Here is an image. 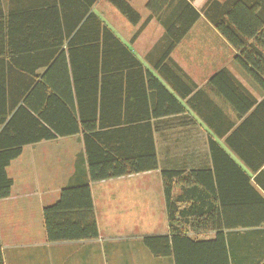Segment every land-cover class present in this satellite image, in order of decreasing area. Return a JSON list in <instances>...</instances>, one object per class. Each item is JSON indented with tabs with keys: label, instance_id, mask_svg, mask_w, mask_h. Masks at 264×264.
<instances>
[{
	"label": "crops",
	"instance_id": "obj_1",
	"mask_svg": "<svg viewBox=\"0 0 264 264\" xmlns=\"http://www.w3.org/2000/svg\"><path fill=\"white\" fill-rule=\"evenodd\" d=\"M124 1L139 16L136 25L107 0H0V154L21 151L5 169L12 186L9 197L0 200L3 264H220L223 250L199 245L215 241L216 233L193 232L219 226L229 264H258L264 258V226L232 229L229 222L235 215L263 212L256 199L264 200V92L241 67L239 52L202 16L208 0ZM187 3L200 18L170 60L158 65L170 37H179L180 27L194 18L184 17ZM96 26L109 29L164 86L173 97L165 106L184 111L156 115L155 85L141 79L129 81L128 88L123 80L109 81L101 99V82L91 79L83 52ZM74 39L76 51L70 46ZM93 84H98L96 104L103 106L97 116L108 119L103 131L126 127L125 118L140 119L131 124L139 138L150 125L156 171L89 183L81 131L59 137L40 121L37 132L46 129L56 138L24 143L36 135L28 129L29 116L38 117L26 101L53 124L76 117L80 129L79 113L84 116L91 106ZM249 102L253 106L244 112ZM210 140L228 158L214 160ZM169 171L184 174L172 194L178 202L172 225L187 230L185 236L170 233L161 177ZM87 182L98 237L49 242L44 209L59 201L63 189ZM111 186L118 190H102ZM104 198H114L115 205Z\"/></svg>",
	"mask_w": 264,
	"mask_h": 264
},
{
	"label": "trees",
	"instance_id": "obj_2",
	"mask_svg": "<svg viewBox=\"0 0 264 264\" xmlns=\"http://www.w3.org/2000/svg\"><path fill=\"white\" fill-rule=\"evenodd\" d=\"M130 24L136 25L139 21V16L124 0H107ZM187 11L184 17L187 18L188 13L194 15L191 22H187L185 27L181 28L182 33L179 37H170V42L166 52L160 59L158 65L166 62L169 59L174 48L178 42L186 34L193 22L200 18V15L193 10L187 3ZM202 16L212 25V27L223 37V39L233 49L239 52L238 62L244 69L246 74L256 82L258 87L264 92V0H225L218 2L217 0H208L204 5ZM177 24V23H176ZM93 25V24H92ZM98 25V24H97ZM87 26L82 27V31ZM93 27V26H92ZM173 28V27H172ZM179 27L176 26L175 30ZM99 29L101 30L99 32ZM168 31L169 28H168ZM172 35L171 31L168 33ZM134 36L133 38H135ZM77 40V39H76ZM133 40V39H132ZM90 43V45H87ZM70 46H74V51L77 44L70 42ZM82 51V49L80 50ZM85 59L88 58L90 70L89 75L93 81L101 82V99L104 97V92L109 89V81L114 82L116 79L123 80L128 88L129 81L133 79L146 80L148 83H154L155 92L152 96L155 97V111L156 115H163L171 112H183L182 106L175 110H170L165 106V100H173V97L167 92L164 86L148 71L142 68L141 62L135 57L130 48L124 45L114 34L107 28L96 26V36H92L90 42H86L83 47ZM69 55H73L69 51ZM74 55H76L74 53ZM79 63V61H77ZM74 76L77 73L73 71ZM224 73V72H222ZM221 73V74H222ZM94 90L91 91V106L89 103L88 111L79 113L80 129L76 126V117L66 118L64 113L60 112V117L56 124L45 117V111L39 112L35 109L32 103L26 101L25 105L34 111L37 118L30 115L28 129L33 130L35 136H29L25 144H33L41 140H52L56 135L45 130V133L37 132L40 121L44 122L48 127L58 132L59 137L71 136L77 134L79 131L83 134L84 147L86 151V158L89 172V183L107 181L120 177L153 172L158 169V160L156 150L153 143L152 131L149 124L144 125V129L148 132L140 134L136 138L135 131L137 125H131L140 119L125 118L124 128L112 131H103L108 126L106 125L105 117L97 116V109H103L102 103L96 104L95 97L98 96V84L94 85ZM190 92H188L189 94ZM129 99H127V104ZM177 103V102H176ZM253 102H249L248 107L244 112L248 111ZM69 112V111H68ZM69 114V113H68ZM244 114V113H242ZM70 115V114H69ZM241 116V115H240ZM156 119L159 117H155ZM242 118V117H238ZM145 120H150L149 118ZM72 122L73 126H68ZM43 127V126H42ZM139 127V126H138ZM44 128V127H43ZM209 148L211 156L214 160L218 157L228 158L225 153L213 141H209ZM20 148L10 150L0 154V200L6 199L10 195L12 181L6 176L5 169L9 163L20 155ZM235 172L240 171L235 167ZM206 179L211 177L210 172L199 173ZM163 181L164 197L167 206V213L170 220L171 234H184L187 230H178L173 228L174 218L176 216L177 201H172V194L175 185L179 184L183 179V172L169 171L161 172ZM183 181V180H182ZM248 181V179H247ZM89 183H85L80 187H68L63 189L59 201L43 211L44 225L49 242H63L73 240H88L96 239L98 237L97 225L94 217V208L90 195ZM207 188V187H206ZM209 188V185H208ZM223 202L222 199H219ZM256 201L264 207V200L257 198ZM237 204V203H236ZM233 221L229 222L232 229L255 226H264V208L263 212L252 215H235ZM249 218V220H246ZM193 232L202 234L206 232L216 233L215 241L210 243H200L199 245H216L220 248V252L224 251L223 258L217 261L220 264H229L228 257L225 255V244L223 237V229H196ZM186 239V237H184ZM204 247L202 249H205ZM0 264H3L2 254L0 251ZM179 264V263H178ZM258 264H264L262 258Z\"/></svg>",
	"mask_w": 264,
	"mask_h": 264
},
{
	"label": "rangeland",
	"instance_id": "obj_3",
	"mask_svg": "<svg viewBox=\"0 0 264 264\" xmlns=\"http://www.w3.org/2000/svg\"><path fill=\"white\" fill-rule=\"evenodd\" d=\"M140 187H144V188H146V185L144 186V183L142 182V183H140V185H139ZM120 190L119 191H121V188H119ZM103 191H105V193H108V192H115V191H117L118 189H115V187H110V188H108L107 190L106 189H104V187H103V189H102ZM131 190H134L133 188L131 189ZM139 190V189H138ZM140 191V190H139ZM145 195V194H144ZM142 198V194L140 195V199ZM139 200V199H138ZM144 200H146V198H144ZM104 201H106V202H109V205L108 206H114L115 205V199L114 198H104ZM111 216H113V215H111ZM113 217H115V216H113Z\"/></svg>",
	"mask_w": 264,
	"mask_h": 264
}]
</instances>
